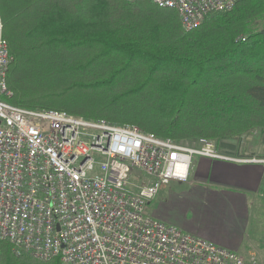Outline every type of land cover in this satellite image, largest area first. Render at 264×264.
Listing matches in <instances>:
<instances>
[{
	"label": "trees",
	"instance_id": "obj_1",
	"mask_svg": "<svg viewBox=\"0 0 264 264\" xmlns=\"http://www.w3.org/2000/svg\"><path fill=\"white\" fill-rule=\"evenodd\" d=\"M0 35L13 58L8 102L136 125L180 143L264 138V0H241L186 32L152 0H0ZM224 139L229 140L227 142ZM0 264H60L17 256Z\"/></svg>",
	"mask_w": 264,
	"mask_h": 264
},
{
	"label": "built area",
	"instance_id": "obj_2",
	"mask_svg": "<svg viewBox=\"0 0 264 264\" xmlns=\"http://www.w3.org/2000/svg\"><path fill=\"white\" fill-rule=\"evenodd\" d=\"M239 1L152 0L176 10L186 32ZM12 60L0 35V241L17 256L60 264H248L146 208L171 183L189 182L194 156L251 159L223 154L204 138L189 145L136 125L12 105Z\"/></svg>",
	"mask_w": 264,
	"mask_h": 264
},
{
	"label": "crops",
	"instance_id": "obj_3",
	"mask_svg": "<svg viewBox=\"0 0 264 264\" xmlns=\"http://www.w3.org/2000/svg\"><path fill=\"white\" fill-rule=\"evenodd\" d=\"M259 142L264 147L261 134ZM184 184L205 189V192L193 194L194 209L217 203L216 191H226L231 216L214 220L201 214L197 225L189 227L183 222L178 226L179 219L173 217L174 212H170L167 222L181 230L186 229V233L243 255L248 264H264V152L251 156V162L244 163L194 156L189 182ZM172 191L173 196L163 197L162 193L160 196L175 199L177 192L172 189L170 193Z\"/></svg>",
	"mask_w": 264,
	"mask_h": 264
},
{
	"label": "rangeland",
	"instance_id": "obj_4",
	"mask_svg": "<svg viewBox=\"0 0 264 264\" xmlns=\"http://www.w3.org/2000/svg\"><path fill=\"white\" fill-rule=\"evenodd\" d=\"M260 134V130H255L243 134L241 137L235 139V143L240 153V158L251 159V156H257L259 153H262V151L264 152V147H262V145L260 144L261 141L259 142ZM224 141L227 142L229 140L224 139ZM193 142L194 141L188 142L187 144L191 145L193 144ZM213 142L215 143V141ZM218 150L223 154L225 153L220 149ZM136 172L137 171L135 170V173ZM172 189H175V192H177V194L175 195V199L163 198L164 195L173 196L172 193H174V191L170 193ZM199 191L205 192V189L193 188L189 187L187 184H177L176 182H173L168 186L166 190L162 191L163 197H161L162 195L160 194L161 196L159 195L150 205L147 206L146 214L154 218H156L157 216L161 221L170 224L167 222V219L169 218L168 213L174 212L173 217L179 219L178 226H180L183 222L189 227H191L192 225H197L198 220L201 218V214H203L204 216L209 215L210 218L214 220L218 218H226V215L231 216L230 207L227 206L228 200L225 195L226 191H224L223 189H219L216 191L217 203L214 202L212 205H205L204 207H202L201 205L194 209L193 200L195 199L193 198V194H196ZM205 207H207L208 209H205ZM182 231L188 232L186 231V229H183Z\"/></svg>",
	"mask_w": 264,
	"mask_h": 264
}]
</instances>
